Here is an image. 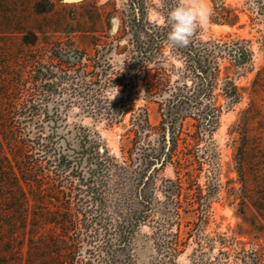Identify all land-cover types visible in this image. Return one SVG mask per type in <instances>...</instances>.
<instances>
[{"label": "rangeland", "instance_id": "1", "mask_svg": "<svg viewBox=\"0 0 264 264\" xmlns=\"http://www.w3.org/2000/svg\"><path fill=\"white\" fill-rule=\"evenodd\" d=\"M21 4L0 0V44L7 39L12 51L6 55L7 48H0V71L6 72L4 65L23 66L24 35L33 41L37 31H46L45 39L38 32L35 57L40 60L34 64V77L25 88L20 86L28 89L37 110L13 117L17 139L37 142L40 135H50L48 156L66 154L70 160L59 170L50 167L61 175L62 185L70 186L75 214L76 227L70 232L74 245L69 248L74 252L64 251L61 262L177 264L187 257L189 264L198 258L207 264L221 248L264 254V247L246 233L252 208L244 202L236 162L246 133L244 110L259 72L264 83V0H207L209 22L184 47L167 41V23L154 22L176 0H163V6L157 0ZM14 12L20 15L15 27L22 26L23 35L4 25L3 13ZM53 40H63L68 53L48 49L46 42ZM46 72L52 76H43ZM116 87L119 93L110 100ZM93 141L106 150L101 166L91 157ZM33 146L31 156L37 158L41 146ZM167 149L168 158L147 178L156 161L145 155L163 159ZM175 201L184 208L177 211L179 226L165 227L160 238L154 220L173 217ZM54 205H49L52 212ZM40 207L30 197L26 218L16 219L19 233L12 244L4 241L7 233H0V256L6 252L8 264H59L53 242L58 230L44 220ZM140 212L146 220L124 238L123 217L134 219ZM175 237L181 242L176 251L169 243L160 245L162 239ZM229 237L242 243L234 246L229 239L228 249L223 243ZM219 257L232 264L233 256Z\"/></svg>", "mask_w": 264, "mask_h": 264}, {"label": "trees", "instance_id": "2", "mask_svg": "<svg viewBox=\"0 0 264 264\" xmlns=\"http://www.w3.org/2000/svg\"><path fill=\"white\" fill-rule=\"evenodd\" d=\"M20 1H22L21 5L30 2V0ZM4 2L9 3L10 0H4ZM18 14L16 12L12 14L3 13L1 17L4 18V25L10 27V33H22L23 35L24 31H21L23 29L22 26H18L19 28L15 27V23L20 22V15ZM27 15L28 11L24 13V17H27ZM226 23L233 25L234 21L228 20ZM39 31L43 39H45L46 31ZM39 31L32 37L33 41L30 40V36L28 35L27 37L24 35L21 39L25 46L24 49H21V53L25 52L21 61L23 66L16 68L10 67V65H4L6 72L0 71V233H7L4 241L6 244H12L14 237L19 233V230H16L18 227L16 219L22 220L26 218L25 214L27 213L30 197L35 198L41 206L39 210H43L45 213L44 220L48 223H53L55 230H58V234L55 235L56 237H53V242L55 245L54 248L58 252L59 264H67L66 262H61V259L63 258V254H65L64 251L74 252L73 249L69 248L74 245V236L70 232H73L76 227L75 221L73 220L75 214H73L71 207V195L69 194L71 188L70 186L61 184L63 178L61 175L55 173L53 168L59 170L57 166L63 162L67 164L70 160L66 154H61L59 158L54 156L53 153L51 156H48L51 149L50 135H40L38 141L33 142L29 137L17 139L15 134V129L18 126L15 124L16 121L13 114L17 115L19 111H23L24 114L30 115L32 110H37V107L30 101L31 94L26 92L28 89L26 88L25 90L21 87L23 86L25 88L29 79L34 77V64L39 59L38 56L35 57L37 52L36 44L41 39L40 35L38 36ZM62 41H48L46 42V46L58 55L67 54L68 52L64 49L65 45ZM4 42L5 44H0V48L2 46L6 47L7 51L5 54L8 55L12 51L8 49L7 39H4ZM69 42H72V40ZM32 46H34V50L31 49ZM17 49L18 47L15 48V51ZM73 49L75 50V48ZM243 55L242 52L241 56ZM18 70L19 72H17ZM200 74L198 73V75ZM258 74L257 79H254V82H257V84L251 94L250 105L244 110L243 130H246V133L243 134V138L239 143L236 162L240 177L245 186L244 202H247L248 206L252 208L251 215L249 218H246L248 221V225L245 228L246 233L254 240V244L258 245V247H264V115L262 108L263 96L261 95V93H264V83H261V73L259 72ZM42 75H48L50 77L52 73L46 72ZM8 85H11V87H8ZM9 88L13 91H10ZM21 98L22 100H20ZM241 123L242 121H239L237 126L239 127ZM46 140H49L48 143H46ZM19 142L22 144L19 145ZM35 144H38L41 148L37 150L38 157L32 158L31 154L33 153V145ZM97 145L96 141H93L89 150L94 153L91 156L92 159L95 160L98 166H101V155L106 150H102V148L100 150ZM169 151L170 149H167L164 152V155H166L163 159L154 160L152 154H146L144 158L148 161L159 162L162 165L166 158H168ZM55 158L58 164L54 163ZM52 166L53 168L50 169ZM157 168L155 167V169ZM153 171L154 169L147 172V178L151 176ZM175 185L177 188H181L180 185ZM187 195H189V192H187ZM50 203L55 204L54 212L49 210ZM173 203L175 206L173 217H165L162 222L154 220L155 232L160 238L164 235L165 227L173 224L179 226L181 214L177 211L180 208H184H182L181 202L175 201ZM190 207H193V204ZM47 213H49V216ZM76 213H79L78 209H76ZM146 216V214L142 215L141 212L134 219L124 216L122 236L127 238L139 222L146 220ZM229 239H232L234 246L242 243L235 240L234 237H229L225 242L223 241L224 243L222 242L226 248L231 247L228 243ZM222 240L224 239L222 238ZM122 241L126 242L125 239ZM165 243L172 245L173 251H176L177 246L181 242L175 237L173 240L162 239V244L160 245H164ZM233 250L235 249L233 248ZM219 255L225 256V258L233 256L232 264H264V254L258 249L252 250L249 253H231L229 250L222 248L218 251V255L209 260L207 264H229L226 260L222 261ZM2 260H5V262ZM0 261L3 262H0V264H8L6 261V252L0 256ZM200 262L198 258L197 261L194 260L191 264H203ZM50 264L55 263L53 261Z\"/></svg>", "mask_w": 264, "mask_h": 264}, {"label": "clouds", "instance_id": "3", "mask_svg": "<svg viewBox=\"0 0 264 264\" xmlns=\"http://www.w3.org/2000/svg\"><path fill=\"white\" fill-rule=\"evenodd\" d=\"M163 6V0H157ZM211 15V8L207 0H176V4L166 14L161 17L157 14L154 22L167 23L170 31L167 41L174 47L187 46L198 28L207 26ZM119 93L116 87L110 100H114ZM177 264H189L187 257L178 259Z\"/></svg>", "mask_w": 264, "mask_h": 264}, {"label": "water", "instance_id": "4", "mask_svg": "<svg viewBox=\"0 0 264 264\" xmlns=\"http://www.w3.org/2000/svg\"><path fill=\"white\" fill-rule=\"evenodd\" d=\"M157 164L160 165L159 162H156V165L152 166L151 170L157 167L158 166Z\"/></svg>", "mask_w": 264, "mask_h": 264}]
</instances>
